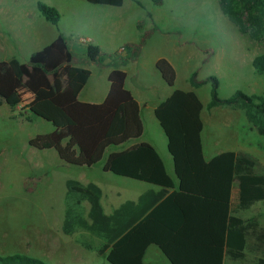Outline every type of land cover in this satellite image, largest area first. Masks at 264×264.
<instances>
[{
	"label": "trees",
	"instance_id": "16d2710c",
	"mask_svg": "<svg viewBox=\"0 0 264 264\" xmlns=\"http://www.w3.org/2000/svg\"><path fill=\"white\" fill-rule=\"evenodd\" d=\"M91 4L119 7L123 0H84ZM138 1V0H135ZM160 4L163 0H152ZM219 8L242 34L253 40L264 39V0H217ZM39 13L53 25L59 11L43 2ZM139 45H129L128 57L105 55L96 44H88L86 57L102 64L110 58L109 89L100 103L83 102L78 96L90 71L74 65L64 34L33 51L27 62L11 57L7 64L13 76L32 94L22 106L33 115L50 122L52 131L37 134L29 146L54 149L70 165L91 167L98 164L108 149L103 170L115 175L147 182L159 187L142 193L136 201L127 200L106 214L101 204L102 191L93 183L75 178L65 180L63 234L86 232L91 240L78 238L109 264H145L147 248L155 245L169 264H225L242 261L253 254L251 264H264V227L255 218L244 220L238 213L257 202H264V172L256 171L255 160L243 152L225 150L205 159L201 133L204 108L193 90L174 88L154 108L167 141L174 177L168 174L154 146L138 140L143 134L140 107L125 87L126 72L118 68L137 57ZM254 70L264 74V53L252 60ZM155 67L165 83L173 87L176 71L166 58ZM191 75V84L202 82ZM210 100L206 109L231 107L243 111L246 120L264 138V91L246 94L236 90L231 96L217 94L218 80L209 76ZM14 108L18 94L0 81V105ZM87 204V206H86ZM0 264H48L24 253L1 255Z\"/></svg>",
	"mask_w": 264,
	"mask_h": 264
},
{
	"label": "rangeland",
	"instance_id": "374dc122",
	"mask_svg": "<svg viewBox=\"0 0 264 264\" xmlns=\"http://www.w3.org/2000/svg\"><path fill=\"white\" fill-rule=\"evenodd\" d=\"M20 1L19 8L34 13L38 12L36 2L39 1L54 6L63 15L57 28L60 33L65 31L74 63L90 68L93 77L99 78L104 66L94 65L86 57V47L92 43L85 40L86 37L95 36L97 43L94 44L103 54L118 58L131 55V51L121 53L124 47L139 45V63L129 64L128 68L129 72L133 69L130 74L140 69L146 87L141 92L148 106L161 96L163 88H172L160 82L153 65L156 58H166L176 71L173 88L193 90L204 105L201 137L205 159L234 150L252 157L256 171L264 172V138L246 120L243 111L231 107H205L210 100L211 82H205L209 76L217 78V94L221 98L231 96L236 90L246 94L264 91V74L257 73L252 66L253 58L264 53V39L253 40L240 33L222 14L217 0H163L160 4L152 0H124L120 8H112L117 11L111 13V18L119 20L118 25L106 28L92 25L98 17L90 10L92 6L84 1ZM68 22L74 23L71 31L63 29ZM2 35L4 40H10L3 26L0 27V37ZM1 43L0 81L26 102L32 93L13 76L7 62L10 56L27 62L26 51L33 47L18 48L11 46L10 41ZM194 72L196 81H204L198 87L191 84ZM82 93L85 97L87 90ZM10 109L7 104L0 106V254L24 253L48 264H109L95 251L86 250L77 242L78 238H86L97 245L98 239L89 237L86 232L71 236L61 232L65 180H79L77 177L81 175L83 180L98 184L103 193L111 187H119L116 204L130 198L133 189L130 184L138 181L103 170L104 160L112 149L107 150L98 164L81 167L63 162L54 149L38 150L29 146L31 137L48 133L54 126L33 114L21 118L16 113L11 118ZM142 123L143 134L134 141L153 144L170 170L168 154L160 143L162 130L149 108H143ZM238 215L244 220L253 217L264 227V202H257ZM252 256L247 251L244 260L226 259L225 264H251ZM144 262L168 264L155 245L147 250Z\"/></svg>",
	"mask_w": 264,
	"mask_h": 264
},
{
	"label": "crops",
	"instance_id": "0c3cea01",
	"mask_svg": "<svg viewBox=\"0 0 264 264\" xmlns=\"http://www.w3.org/2000/svg\"><path fill=\"white\" fill-rule=\"evenodd\" d=\"M80 1H84V0H80ZM84 2H86L87 4H90V6H92L90 10L95 11V13H96L95 16L98 17V20L92 22V25L97 26V27H100L101 25H103L104 28L108 27V25L109 26L110 25L111 26L112 25L113 26L118 25L119 20H117V19L113 20L111 18L113 16V14H111V13L117 11L115 9L118 7L108 6V5L91 4V3H88L87 1H84ZM123 2H124V0H123ZM72 4H75V3H72ZM20 5H21L20 0H0V18H1L0 27L3 26V30L5 32L9 33L8 38L10 39V40H4L3 35H2L0 37V44H2L1 42L10 41L11 46L12 45L17 46L18 48H22L24 46H32L33 48L26 51V53H27L26 56L29 57V55L33 51L40 49L41 47L48 44L49 42H51L56 37V35L60 32V30L57 28V26L59 24H61L63 15L60 17L58 23L56 25H53L50 22H48L47 20H45V18L39 13L38 10H37L38 12L34 13L33 10L19 8ZM121 6H119V8ZM17 8H19V9L17 11H15ZM112 8H115V9H112ZM36 9H37V7H36ZM73 24L68 22L65 26H63L64 27L63 29H69L71 31V29H73ZM62 34H64L66 39H67L65 31ZM80 39L82 41L84 38H80ZM85 40L92 42L90 44L97 43L95 36L94 37L93 36L92 37L91 36L86 37ZM67 43H68V40H67ZM74 45L75 44H72V46H74ZM68 46H69V43H68ZM69 49H70V46H69ZM123 52H124V50H122L121 53H123ZM72 55H73V53H72ZM11 57H14V56H10V58ZM118 57L116 56V58H118ZM137 57H138V55H137ZM137 57L134 59L128 60L124 64H121L120 59H119L118 68L123 69L126 72L125 87L132 93V95L134 96V98L138 102L139 107H140V116H141V120H142L143 108H149L151 110L152 114L154 115V108L160 102L165 100L172 93L174 88L173 87L170 89H164L163 88V93L161 94V96H158L157 100H155L150 106H148L147 102H145V100H147V98L141 92L142 88H146V87L143 84V76H142L140 69H138L136 72H134V74H130L131 72H133V69L129 72V68H128L129 64H135L136 65L139 63L137 60ZM10 58H8V60ZM157 59L158 58H156L154 60V64H153L154 67H155V62ZM20 61L25 62L24 59L23 60L21 59ZM72 62L74 65H78V64L74 63V57L72 59ZM92 64L95 65L96 63L92 62ZM101 65L104 66V72H103V74H101L99 76V78L97 76L93 77L92 70L90 68H87L90 71V76H89L85 86L82 88V90L79 93V96H78L79 100H81L83 102H91V103H100L104 100V98L108 92V89H109L108 74H109L110 70L113 68V66L111 64L109 57H106V59L104 60V62ZM155 69H156V67H155ZM157 72H158V70H157ZM158 74L160 75L159 72H158ZM130 80H131V82L133 81L134 83L130 84ZM159 80H161L160 82H165L162 79L161 75H160ZM90 84L92 85V87H89ZM84 90H87V94L85 95V97H83V93H82ZM185 91H187V90H185ZM32 98H33V94L30 96V98L26 102H22L20 100V104L16 107L11 108L9 106L11 108L10 113L12 112L11 118L15 117L16 113H18V115L21 118L23 116L25 118H28L30 116V114H32V113L28 109H22V106H24L26 103L31 101ZM201 103H202V101H201ZM3 104H5V103H3ZM3 104H1L0 106H2ZM202 111H203V109H202ZM202 111H201V118L203 121ZM203 124H204V122H203ZM158 125H159V123H158ZM161 132L162 133L159 134V137L162 136V137H160V143H161V145H163V148L166 150V152L168 154V159H169V163L171 166L170 170H169V168L168 169L166 168V170H167L169 175H171V176L173 175L172 177H174L173 163H172L171 156L167 150L166 137H165L163 131H161ZM140 141L148 142L145 140H140ZM135 142H137V141H131L129 144H132ZM148 143H150V142H148ZM154 148L156 149L155 146H154ZM158 153L161 156L159 151H158ZM211 157H213V156H211ZM161 158H162V156H161ZM162 160H163V158H162ZM79 177H77V178L79 179L80 182H82L84 184L88 183V180H83L84 178L81 175ZM133 180H135V179H133ZM102 181L105 182L104 179ZM137 181L138 182H136V183L130 184V186H133V189L130 190L132 192L130 194L131 196H129L130 198H126L124 201L120 202L119 204H116L117 196L120 194L119 187H111L108 190V192L103 193L101 187L97 184L102 191L101 204L103 206L104 212L106 214H110L113 212L114 209L119 207V205L122 204L123 202H125L127 200L136 201L138 199V197L142 193L146 192L147 190H149V189L158 190L159 189V187H157L153 184L143 182L140 180H137ZM135 186H138V188ZM150 247L151 246H149L147 248V250ZM147 250H146V252H147ZM146 252H145V255H146ZM145 255H144V258H145ZM166 262L169 264L167 259H166Z\"/></svg>",
	"mask_w": 264,
	"mask_h": 264
},
{
	"label": "built area",
	"instance_id": "2783aa9c",
	"mask_svg": "<svg viewBox=\"0 0 264 264\" xmlns=\"http://www.w3.org/2000/svg\"><path fill=\"white\" fill-rule=\"evenodd\" d=\"M123 50V49H122Z\"/></svg>",
	"mask_w": 264,
	"mask_h": 264
}]
</instances>
